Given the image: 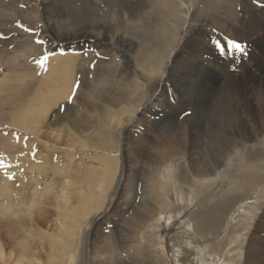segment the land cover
Returning <instances> with one entry per match:
<instances>
[{
	"label": "rangeland",
	"instance_id": "rangeland-1",
	"mask_svg": "<svg viewBox=\"0 0 264 264\" xmlns=\"http://www.w3.org/2000/svg\"><path fill=\"white\" fill-rule=\"evenodd\" d=\"M15 1L0 0V182L4 178L21 188L26 206L35 194L31 217L37 235L29 242L37 251L17 261L16 240V250H0L1 259L7 257L4 263H46L47 246L56 238L50 233L63 220V211L54 213L56 196L61 195L66 214L74 212L81 220L68 237L74 240L69 251L78 255L77 264L92 261L94 249L105 252L107 264L115 262L110 255L122 264H172L182 247L189 251V260L196 261L192 264L213 262L216 256L207 251L216 252L221 264H264V0H178L183 6L176 5L177 0ZM97 24L105 27L107 36L117 33L126 40L96 53L87 44ZM154 24L161 26L162 34ZM80 33L85 35L78 37ZM229 41L242 45L243 51H230ZM134 43L149 46L147 52L152 49L154 57H164L158 74L146 69V57L137 53L138 47L133 52ZM61 47L77 56L72 99L59 101L43 115L48 90L37 82L48 57L43 67L36 61ZM131 52L137 64L133 58L127 63ZM215 59L218 67L213 66ZM116 92L127 94L123 105L97 104L96 96ZM137 97L142 104L133 109ZM86 98L91 107L75 113L77 102ZM124 108L126 117H120ZM31 109L41 115L35 128L39 135L31 133ZM129 153H134L130 159ZM105 160L115 162V171ZM239 161L248 167H237ZM203 170L209 171L206 186L196 174ZM242 180L245 189L239 190L233 184ZM77 181L81 184L75 186ZM79 187L86 197L91 187L101 199L89 196L90 205L80 204ZM209 190L218 195L207 197ZM228 198L229 206L224 202ZM126 200L129 204L123 206ZM208 206H217L224 218L217 229L200 235L187 217ZM43 212L47 219L39 225ZM160 213L162 221L174 223L167 225L158 245L152 236ZM42 236H48L46 241L39 239ZM205 238L210 241L205 243ZM62 252L60 257L67 259Z\"/></svg>",
	"mask_w": 264,
	"mask_h": 264
},
{
	"label": "bare ground",
	"instance_id": "bare-ground-1",
	"mask_svg": "<svg viewBox=\"0 0 264 264\" xmlns=\"http://www.w3.org/2000/svg\"><path fill=\"white\" fill-rule=\"evenodd\" d=\"M19 1V0H18ZM18 1H15V2H18ZM133 1V0H132ZM184 1V0H183ZM183 1H175V4L176 5H181L183 6L184 3H182ZM13 2V1H12ZM134 2V1H133ZM132 2V3H133ZM58 3V2H57ZM56 3V4H57ZM136 3V1H135ZM30 4V3H29ZM71 4V3H70ZM9 5V4H8ZM60 6V5H59ZM68 6V4H67ZM45 7V6H43ZM42 7V8H43ZM136 7V6H135ZM14 8V7H13ZM19 8V7H18ZM31 8V7H30ZM132 8V6H131ZM33 9V8H32ZM31 9V10H32ZM51 9V8H50ZM14 10V9H13ZM10 9V11H13ZM34 10V9H33ZM127 10V9H125ZM52 11V10H51ZM137 11V10H136ZM48 12V11H47ZM54 12V11H53ZM42 13V12H41ZM49 13H50V10H49ZM99 13V12H98ZM124 15H125V18L127 16V12L124 11L123 12ZM123 13L122 16H123ZM43 14V13H42ZM45 14V13H44ZM159 14V13H158ZM43 16V15H42ZM50 16V15H49ZM61 16V14H60ZM130 16V15H129ZM132 16L136 17V15H131L129 18H131ZM262 16V14H261ZM45 17V16H44ZM59 17V16H58ZM63 17V16H62ZM142 18L144 16H141ZM141 18V19H142ZM155 18V17H154ZM48 19V18H47ZM128 19V18H126ZM125 19V20H126ZM145 19V18H143ZM142 19V21H143ZM149 20V19H148ZM26 21V20H25ZM147 22V21H146ZM145 22V23H146ZM145 23L143 22V24L141 26H144ZM151 23H154V22H151ZM127 24V23H126ZM264 24V23H263ZM154 30L156 32H159L160 34H162V31L159 27H161L160 25L158 24H154V25H151ZM263 26V25H262ZM105 27L102 28L101 25H98L94 27V30H91V32L94 33V37L92 39V41H90L89 44L87 45H90V46H94V50L96 51V53H99L100 51L101 52H104L106 53L108 49H106L109 45L111 46V44H121L124 40H126L125 37L121 36V35H118L117 33H113L112 36H107L106 35V31L104 29ZM252 29V28H251ZM258 30V29H257ZM89 32V31H87ZM264 32V31H263ZM262 32V33H263ZM75 33V32H74ZM255 33V32H254ZM261 33V32H260ZM120 34V33H119ZM164 34V33H163ZM257 34V33H256ZM264 34V33H263ZM33 35V34H32ZM67 35V34H66ZM69 35V34H68ZM73 35V34H71ZM76 35V34H75ZM83 35L85 34H77L78 37H83ZM262 35V34H261ZM61 36V35H60ZM142 36V35H141ZM259 36V35H258ZM127 37V36H126ZM262 37V36H260ZM55 38V37H54ZM58 38V37H56ZM262 40V39H261ZM59 41V40H58ZM103 44H102V42ZM132 41V40H131ZM255 41H257L255 39ZM264 41V40H263ZM49 42V41H48ZM61 43V42H60ZM70 44V43H69ZM129 44V43H128ZM140 44V43H139ZM61 45V44H60ZM54 46V45H53ZM73 46V44H72ZM76 46V45H75ZM104 46H107V47H104ZM208 46V45H207ZM256 46V45H255ZM60 47V46H59ZM63 47V46H62ZM61 47V48H62ZM134 47V50L133 52L136 50V48L138 47V44L137 43H134L133 46ZM152 47V46H151ZM49 48V47H48ZM53 48V47H52ZM92 48V47H91ZM146 48H149V46L147 45H143L142 47L140 46V48L138 47L137 48V53L142 56L144 55L146 57V69L148 67H151L150 71H152L154 69V71L152 73L154 74H158L159 70L161 69V66L163 64V61H164V57L162 56H159V57H154L152 55H150L149 51L152 50L150 49L148 52ZM207 48H210L207 47ZM50 49V48H49ZM49 49H45L44 51L46 50H49ZM64 49V48H62ZM59 48V51L58 52H53V53H49V54H46L48 55V67L43 71L42 73V77L41 78H38V82L37 84L45 87H47V90H48V93L47 95L44 97V102H43V106H44V112L46 110H50L52 107H54L59 101H64L66 100L67 98L71 97V92H72V84H73V75H74V71L73 70V66H74V62L76 61L77 59V56H75L76 52H74V55H73V52H68V51H65L62 50ZM70 50V49H69ZM86 50V49H85ZM111 50V49H110ZM113 50V49H112ZM210 50V49H208ZM263 50V49H262ZM76 51V49H75ZM93 51V50H92ZM116 51H119V50H116ZM48 52V51H47ZM64 52V53H63ZM79 54L80 52L77 51ZM84 52V51H83ZM121 52V50H120ZM131 52V55L132 53ZM262 52V51H261ZM204 53V52H202ZM60 54V55H59ZM94 55V54H93ZM202 55V54H201ZM200 55V56H201ZM204 55V54H203ZM213 55V54H212ZM95 56V55H94ZM117 56V54H116ZM123 55H121L120 58H122ZM199 56V55H198ZM217 56V55H216ZM92 57V56H91ZM139 56H137L136 54V58H138ZM203 57V56H201ZM214 57V56H212ZM222 57V56H221ZM90 58V57H89ZM94 58V57H93ZM130 58H133V60L135 61V63L137 64L138 62V59L135 60V57L132 55V56H129L127 57V63L129 62V64L132 63V59L130 60ZM216 58V57H214ZM220 58V57H219ZM208 59V58H207ZM210 59V58H209ZM84 60V59H83ZM209 61V60H208ZM213 61V60H212ZM212 61L210 60V62L212 63ZM260 61V60H259ZM232 62V61H231ZM121 63V62H120ZM204 63V62H203ZM206 63V61H205ZM204 63V64H205ZM122 64V63H121ZM208 65V64H206ZM215 65V67H218L220 65V61L215 59L214 61V64L213 66ZM120 66V65H119ZM142 66V65H141ZM107 68V67H106ZM121 68V67H120ZM119 68V69H120ZM230 69V68H229ZM128 70V69H127ZM145 71V69H144ZM146 72V71H145ZM27 74H24V76H26ZM29 76V75H28ZM26 79H27V76H26ZM122 81L124 82H128V80L124 77H122ZM124 88V87H123ZM37 90V89H36ZM35 92V91H34ZM3 93V92H2ZM30 93V92H29ZM28 93V94H29ZM40 93V92H39ZM37 95V94H36ZM127 94H124V93H120V92H116V93H113L112 95L110 94H107V93H104L102 94L101 97H97L96 96V99H97V104L98 105H101L102 102L106 105H123V103H125V99L124 97L126 96ZM29 96V95H28ZM39 96V94L37 95ZM36 96V97H37ZM35 97V98H36ZM42 97V96H41ZM34 98V97H33ZM74 98V97H73ZM32 99V98H31ZM40 99V98H39ZM136 101L133 102V109L134 108H138V106H140L142 104V101L139 99V97L135 98ZM36 100V99H35ZM43 100V99H42ZM240 100V99H239ZM87 101H90L89 98H86V100L84 99H80L77 104H76V110H75V113L78 114V110H80V108L82 107H91L90 103H87ZM134 101V100H133ZM42 102V101H41ZM117 102V104H115ZM30 103V102H29ZM59 104V103H58ZM57 104V105H58ZM28 105V104H27ZM95 105V103H94ZM35 107V106H34ZM108 108V107H106ZM152 109H154V105L151 107ZM36 109V108H35ZM40 110H43V107H39ZM129 109V108H128ZM31 113H33L34 115L33 116V119H34V123L32 121H29V122H32L31 126H32V130L34 129V131H32L31 133L32 134H38L36 131V129H38V122L40 121V118H41V115L39 113H35L33 109H31ZM51 111V110H50ZM127 109L124 108L122 111H121V114H120V117L123 116V117H126V112ZM43 112V115L46 114V112L44 113ZM129 112V110H128ZM131 112V111H130ZM48 113V112H47ZM246 115V114H245ZM66 118H67V114H65ZM65 118V119H66ZM235 118V117H234ZM64 119V118H63ZM64 119V120H65ZM62 120V119H61ZM120 120V119H119ZM246 123V122H245ZM27 124V123H26ZM23 126V125H21ZM40 127V126H39ZM234 127V126H233ZM23 127H21L22 129ZM36 128V129H35ZM239 129V128H238ZM253 130L255 128H252ZM262 129V128H261ZM242 130V128H241ZM244 131V130H243ZM255 131V130H254ZM253 131V132H254ZM260 131V130H259ZM258 132V131H257ZM241 133V132H240ZM256 133V132H255ZM254 133V134H255ZM261 134V133H260ZM239 135V134H238ZM256 135V134H255ZM254 136V135H253ZM258 136V134L256 135ZM36 137V136H35ZM237 137V136H236ZM241 137V136H240ZM246 137V136H245ZM248 137V136H247ZM153 138V137H152ZM154 139V138H153ZM249 139V138H248ZM255 139V138H254ZM148 141V140H147ZM154 140H151L150 142L153 143ZM108 142V141H107ZM106 142V143H107ZM245 142V141H244ZM109 143V142H108ZM82 148L86 149V148H89L87 147L86 145L84 144H81ZM92 149V148H91ZM104 152V154H107L108 153V149H103L102 150ZM119 152H116V154H118ZM131 156H134V153H129V156H128V159H130ZM246 157V156H245ZM196 158V157H195ZM248 159V156L247 158ZM197 160V159H196ZM238 160H241L238 159ZM106 161V160H105ZM242 161V160H241ZM240 162V161H239ZM236 163V166L237 167H242V168H247L248 166H246L245 163ZM43 164V163H42ZM45 164V163H44ZM48 164V163H47ZM203 164V163H201ZM37 165V164H36ZM111 164L108 163V161H106V164L105 166H110ZM46 166V165H45ZM114 167V171L116 169V166H115V162L113 163V165H111ZM202 166V165H201ZM205 166V165H204ZM42 167V166H41ZM39 167V168H41ZM207 167V165H206ZM205 167V168H206ZM12 169V168H11ZM45 170V168H42ZM62 171L64 170L63 168H61ZM200 169V168H198ZM209 173V171H207ZM205 172L204 170L199 172V171H196V174L198 176L201 177V179H204V182L205 184H203V186H206L208 182H210L209 178H207L206 176L208 175V173ZM214 173V172H212ZM2 174V177L3 176V173ZM22 174V173H21ZM214 175V174H213ZM73 177V176H71ZM1 178V177H0ZM19 177L17 176V179ZM86 178H83V180H85ZM21 182L24 180L22 178V176L20 177L19 179ZM121 180V177L118 178V183L120 182ZM39 181V180H38ZM8 183L10 184V182H7L6 179H2V181L0 182V235L2 236L1 237V246H0V250H5L7 247H13V249L15 248L14 246L15 245H18L19 244V254L17 255V261H21V260H25L26 258H28L27 255H30L31 254H36V251L37 249L33 246L34 244L29 242V240H32V237L37 235L36 232H35V229H34V221L31 217V212H32V209H34V206L36 205L35 201L36 200V197H35V194H34V197H33V200H31L30 204L26 206V202L25 199H24V194L21 190V188L19 189V187H13L12 184H10L8 186ZM13 183V181H12ZM16 185H17V182H15ZM51 183V184H50ZM49 184L51 186L55 185L53 184V182H50ZM77 184H81L80 182L77 181L76 184H74L75 186ZM105 186L107 187L108 186V183L105 181ZM255 184V183H254ZM90 185V184H88ZM234 186H237V189L239 190H244L245 189V180H242V181H237L235 184H233ZM78 186V185H77ZM39 187V186H37ZM36 187V188H37ZM54 187V186H53ZM45 188V187H44ZM47 188V187H46ZM45 188V189H46ZM49 188V187H48ZM80 188V187H79ZM236 189V188H234ZM44 190V189H43ZM54 190V188H53ZM87 190H88V193H89V196H94V198H97V199H101V195H95L93 192H92V188L91 187H87ZM45 191V190H44ZM47 191V190H46ZM51 192V190H49ZM87 192V191H86ZM36 193V192H35ZM41 193V192H40ZM43 193V192H42ZM53 193V192H52ZM57 193V192H56ZM80 193V194H79ZM79 193H78V196L79 197V202L80 204H84L83 201H85L86 204L89 203V205L91 204V201L89 200V196L86 197L85 193L81 190H79ZM194 193V192H193ZM241 193V191H240ZM47 194V192L45 193ZM94 194V195H93ZM37 195V194H36ZM39 195V194H38ZM215 195H218V194H213L211 192V190H209V195L207 197H213ZM51 196V195H50ZM54 196V195H53ZM56 196V195H55ZM194 196H192L193 198ZM232 197V196H231ZM2 198V200H1ZM57 198V204L55 205L56 207V211L54 212L55 214L56 213H59V212H62V216H63V220L61 221L60 225H56L55 229H53L50 233V235H56V238H55V241L54 243H51L50 246H47L48 247V254H47V259H46V263L45 264H62L64 261H66V264H77V258L78 255H77V258H76V255L74 256L70 251H69V248L71 247V243L74 241H70L68 239L69 237V234L71 232L72 229L76 228L79 226L80 224V219H78L76 216H75V213L73 212L71 215H67L66 214V211L68 209V206H67V203H66V199L61 196V195H58L56 196ZM132 198V197H131ZM194 199V198H193ZM221 199V198H220ZM130 200V199H129ZM199 200V199H197ZM232 198H228V201H224V202H230L227 206H229L232 202H231ZM194 201V200H193ZM192 201V202H193ZM222 201V202H223ZM130 202V201H129ZM196 202V201H195ZM223 203H219L220 204H224ZM132 203V202H131ZM130 203V204H131ZM53 204V203H52ZM79 204V205H80ZM129 204L127 202V200L123 203V206ZM205 204V203H204ZM207 204V203H206ZM234 204V202H233ZM78 205V204H77ZM166 207H171V204H168L167 202H165L164 204ZM193 205V204H192ZM197 205V204H196ZM250 206V204H248ZM120 206V205H119ZM207 206V205H206ZM192 207V206H190ZM202 208V207H201ZM125 209V208H124ZM198 209V208H197ZM217 209V206H213V207H210L208 206L205 210H199V211H196V212H190L188 214V217L187 219L189 220V222L191 223L192 227L197 231V233H199L200 235H204V233H209L210 232V229L211 227L213 228H218L219 227V224H220V220L222 218H224V215L223 216H220L221 213H223V211H220V210H216ZM25 210V211H24ZM178 210V208H177ZM253 210V209H252ZM91 213V211H89ZM33 213V212H32ZM130 213V212H129ZM25 214L28 216V218H25L24 220V217H25ZM44 214V212H43ZM24 215V217H23ZM134 216V214H132ZM123 216V215H122ZM244 216V215H242ZM34 217V216H33ZM251 217V216H249ZM247 218V217H245ZM264 218V217H263ZM13 219H16V220H19V222H15V220ZM32 219V220H31ZM45 219H47L46 215H41V217L39 218L38 220V224L39 225H42L44 224V221ZM35 220V219H34ZM173 220V219H172ZM249 220V219H248ZM247 221V220H246ZM169 222V221H168ZM166 222V220L162 221L161 219V213L158 215V217L155 219V223H156V232L154 233V235L152 236V238L155 237V242L157 241L158 242V245L159 244H163V235H164V231L169 229L168 226L169 225H172L174 222L172 223H168ZM137 223V222H136ZM135 223V224H136ZM21 225H24L25 224V227L23 229H19L18 227ZM2 225V226H1ZM18 225V227H17ZM148 225V223H147ZM168 225V226H167ZM22 227V226H21ZM139 227V225H138ZM160 227L162 228L160 230ZM262 227V226H261ZM136 228H137V224H136ZM140 228V227H139ZM138 228V229H139ZM147 228V226H146ZM216 228V229H217ZM137 229V230H138ZM40 230V229H39ZM43 230V229H42ZM133 230V228H132ZM136 230V229H135ZM46 231V230H45ZM76 231V230H75ZM112 231V230H111ZM110 231V232H111ZM49 232V231H48ZM108 233V232H107ZM163 233V235H162ZM25 235V236H24ZM221 235V234H220ZM263 235V234H262ZM24 236V237H23ZM41 236V235H40ZM7 237V238H6ZM46 237H39V239H43L44 241H46ZM197 237V236H196ZM24 238H26L24 240ZM134 238V237H133ZM72 239V238H71ZM232 239V237H231ZM234 239V238H233ZM240 239V238H238ZM237 239V240H238ZM260 239V238H259ZM18 240V244L15 243V241ZM200 240V239H199ZM210 240L208 239H204V242H209ZM212 241V240H211ZM232 241V240H230ZM35 242V241H34ZM235 242V241H234ZM108 244V243H107ZM201 245L203 243H200ZM259 246V245H258ZM17 247V246H16ZM183 249H180L179 252H176V255H175V258L174 260H172L171 262H173L172 264H177L178 262H180L181 264H192L196 261H190L189 260V251L182 247ZM210 248V245H208V249ZM226 248V247H225ZM238 248V247H237ZM253 248V247H252ZM258 248V247H256ZM35 249V250H34ZM160 251L162 252L164 249L162 248V245L160 246ZM206 249V247H205ZM16 250V248H15ZM62 250L64 251V254L67 255V259H66V256L63 255L64 257H60V255L63 254ZM191 250H193V248H191ZM255 250V249H254ZM253 250V252H254ZM258 250V249H257ZM256 250V251H257ZM10 250H8L7 253H9ZM248 251V250H247ZM4 252V251H3ZM16 252V251H15ZM191 252V251H190ZM209 254L213 253L216 257H214V259L212 258L213 262H211L210 264H221V259L219 257V255H217L216 252H209L207 251ZM264 252V251H262ZM1 253V251H0ZM5 253V252H4ZM12 253V252H10ZM206 253V252H205ZM250 253V252H248ZM164 254V252H163ZM168 254V253H167ZM192 255H194V253H191ZM251 254V253H250ZM181 255V256H180ZM203 255V254H202ZM4 256V255H3ZM38 256V255H37ZM250 256V255H249ZM258 256V255H257ZM10 257V256H9ZM7 258V257H6ZM6 258L4 259V257L1 259L0 257V262L1 263H4V261L6 260ZM109 258H112L115 262L113 264H122L119 260H118V257H114V256H111ZM201 258H204V257H201ZM38 259V258H37ZM107 257H105V252L102 251V249H94V258L92 259V261H87L88 264H97V260H99V264H105L107 262ZM209 259V258H207ZM3 260V261H2ZM9 260V259H8ZM32 260V259H31ZM110 260V259H109ZM169 260V259H168ZM11 261V260H9ZM39 260H37L36 262H38ZM41 261V260H40ZM207 261V260H206ZM205 261V262H206ZM163 262V261H162ZM203 261H201L200 264H207ZM11 263V262H10ZM42 264V262H40ZM38 263V264H40ZM166 263V262H165ZM6 264V263H4ZM36 264V263H35ZM107 264V263H106ZM110 264V263H109ZM159 264H160V261H159ZM163 264V263H162ZM167 264V263H166Z\"/></svg>",
	"mask_w": 264,
	"mask_h": 264
},
{
	"label": "snow or ice",
	"instance_id": "snow-or-ice-1",
	"mask_svg": "<svg viewBox=\"0 0 264 264\" xmlns=\"http://www.w3.org/2000/svg\"><path fill=\"white\" fill-rule=\"evenodd\" d=\"M17 23H18V26L23 27V25L19 24V22H17ZM25 30L26 31H31V29H25ZM37 42L40 43V44H43L44 43V41H37ZM214 43H216L217 44V47H219V43L218 42H214ZM228 47H229V50L230 51L232 49H235L236 51H243L242 45L236 43L235 41H229L228 42ZM221 51H223V50L221 49ZM46 60H47V55L41 57V59L37 60L36 63L39 64L41 67H43L44 66V62ZM77 87H78V85H77ZM74 91H75V89H74ZM71 99L72 98L69 97V100H71Z\"/></svg>",
	"mask_w": 264,
	"mask_h": 264
}]
</instances>
